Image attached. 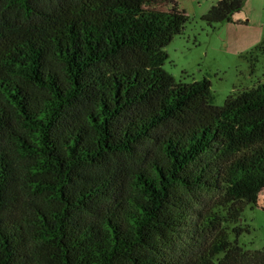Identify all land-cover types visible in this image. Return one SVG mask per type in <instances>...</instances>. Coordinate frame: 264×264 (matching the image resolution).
Here are the masks:
<instances>
[{
  "label": "trees",
  "instance_id": "16d2710c",
  "mask_svg": "<svg viewBox=\"0 0 264 264\" xmlns=\"http://www.w3.org/2000/svg\"><path fill=\"white\" fill-rule=\"evenodd\" d=\"M188 20L177 0H0V264H264L237 240L264 190V82L222 106L176 82L164 48Z\"/></svg>",
  "mask_w": 264,
  "mask_h": 264
},
{
  "label": "rangeland",
  "instance_id": "374dc122",
  "mask_svg": "<svg viewBox=\"0 0 264 264\" xmlns=\"http://www.w3.org/2000/svg\"><path fill=\"white\" fill-rule=\"evenodd\" d=\"M218 1L177 0L189 20L165 46L168 58L162 67L176 82L207 78L214 104L222 106L228 95L264 82V0H244L233 22L210 26L202 16ZM257 46L261 48L251 53ZM200 198L206 208L217 202L216 193H201ZM224 227L230 240L236 238L235 225ZM239 227L246 229L237 237L242 248L264 251V190L254 206L243 210ZM206 246V242L192 243L190 248Z\"/></svg>",
  "mask_w": 264,
  "mask_h": 264
}]
</instances>
